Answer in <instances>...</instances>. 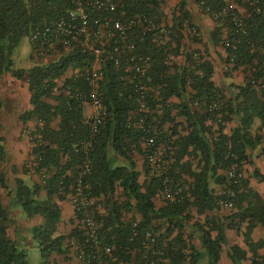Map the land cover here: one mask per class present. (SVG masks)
Segmentation results:
<instances>
[{
  "label": "trees",
  "instance_id": "16d2710c",
  "mask_svg": "<svg viewBox=\"0 0 264 264\" xmlns=\"http://www.w3.org/2000/svg\"><path fill=\"white\" fill-rule=\"evenodd\" d=\"M196 1L222 23L212 33L213 42L224 45L227 62L232 61L234 69L245 67L244 81L234 85L229 90L230 95H226L213 80L214 66L204 60L199 51L185 53V64L175 65L173 71L166 64L169 54L181 53L185 30L194 32V40L199 41L196 33L199 30H194L192 16L183 2L180 13L173 15L171 42L167 46L155 43L149 35L136 33L131 37L137 51L151 57V86L155 90L160 87L147 96L144 111H140L134 84L128 78L126 59L120 66L110 60L103 62L99 109L102 123L94 132L91 119L84 114L83 101L75 96L77 90L89 89L88 82L74 75L66 79L62 88L58 87L59 80L70 69L92 66L94 55L91 52L78 46L49 63L30 69L13 68V51L22 38L31 35L35 27L61 17L71 8V0H0V77L12 72L17 78L28 79L32 108L21 115V120L27 122L36 118L43 124L34 132L40 137L34 138L32 151L34 170L41 182L29 186L23 179H16L11 195L28 217L40 215L44 219L31 229L33 239L41 248L42 264H52L53 253H66V240L78 238L85 243L80 231L58 233L62 219L58 201L72 193L85 159L79 146L86 140L93 141V148L89 155L91 171L85 183L97 201L94 208L104 222L106 237L115 247L112 256L115 260L104 256L101 264H148L150 253L142 242L146 232L155 227V220H161L162 227H166L158 237V245L164 252L161 264H199L204 254L208 256V264H217L220 260L222 246L227 241L225 223L208 217L204 223L195 222L202 251L188 246L179 234L185 222L191 219L194 208L201 216L220 207L219 201L224 196L215 194L212 186L225 188L227 177L220 172L233 165L242 169L249 162V151L264 141V0H260V10L244 3L249 10L244 20L246 33L238 32L225 15L227 0ZM123 8L128 15L146 14L157 23L165 19L161 0H124ZM224 28L226 38H223ZM195 52L199 53L198 59L194 57ZM67 90L69 94L65 93ZM174 97L180 99V103L173 102ZM212 103H217L218 108L210 110ZM234 116L238 125L230 134L226 133L225 123ZM178 118L187 124V134L178 132L181 125ZM57 119H60L59 126L54 128L53 122ZM141 119L144 121L140 122ZM257 121L260 126L255 129ZM210 122L216 123L218 128L214 130ZM167 124L171 126L172 135H178L175 140L168 135ZM153 135L156 146L171 140L173 149L166 174L184 187L181 197L166 201L160 208L154 198L161 192L164 177L153 171L147 159L148 151L144 149L146 139ZM135 152L142 153L147 160L143 168L147 177L143 182ZM119 189L122 192L117 197ZM234 189L237 209L234 216L238 221L229 226L239 228L242 222L249 221L244 232L245 242L257 256L264 247V240L253 241L252 232L259 222L264 225V199L248 186L246 179ZM127 213L132 217L127 218ZM10 223L9 210L0 196V264H29L26 252L9 234ZM176 230L179 234L169 241ZM214 230L217 231L215 237ZM228 254L235 264H243L248 258L247 251L239 245L230 247ZM92 264H99L98 260Z\"/></svg>",
  "mask_w": 264,
  "mask_h": 264
},
{
  "label": "built area",
  "instance_id": "2783aa9c",
  "mask_svg": "<svg viewBox=\"0 0 264 264\" xmlns=\"http://www.w3.org/2000/svg\"><path fill=\"white\" fill-rule=\"evenodd\" d=\"M246 4L260 10V0H244ZM72 6L57 20L35 27L31 32V41L34 47V55L39 60L60 57L62 53L69 52L75 47H83L94 55L92 66L77 70L74 75L83 77L89 84L88 90H77L75 96L83 103L91 104L98 111L91 117L92 129L98 131L102 119L99 115L101 107V83L104 78L103 62L110 60L116 66H120L126 59V72L128 78L134 84L138 96L140 111L147 107V96L155 90L150 84L149 71L152 60L149 55L137 51V44L132 40V35L140 33L149 35L159 45H168L171 42L172 29L165 23H157L146 14L128 15L123 8L124 0H71ZM204 4V2H202ZM234 28L240 33H246L245 18L239 14L230 2L224 8ZM218 17V15H216ZM196 31V29L194 28ZM194 57L199 58L195 52ZM166 64L175 66L172 55L166 58ZM233 65L228 62L225 69ZM69 94V90L66 91ZM197 104V103H196ZM218 108L217 103H212L210 110ZM144 120L141 119L140 122ZM35 131L31 132L30 140L40 137ZM34 145V144H33ZM148 155L147 159L152 166L158 168V174L162 175L163 187L160 195L166 201H174L182 196L184 187L179 181L166 174L167 159L172 152L171 140L156 146V136H150L144 143ZM93 141L86 140L80 143L79 149L84 153L85 159L81 171L76 178L70 194L71 203L78 225L80 236L85 241L73 238L70 242L80 256V264H92L98 260L102 263L104 256L115 260L113 256L114 245L106 237L104 222L95 212V197L85 183V177L91 171L90 151ZM34 165V164H33ZM227 184L223 189L219 204L224 208H234L235 189L240 187L245 179V173L235 165L227 170ZM136 225V223H135ZM159 234L154 228H150L142 242L149 251L148 264H161L163 262V250L158 245ZM87 244V245H86ZM89 247V248H87ZM260 263L262 261L260 260Z\"/></svg>",
  "mask_w": 264,
  "mask_h": 264
},
{
  "label": "crops",
  "instance_id": "0c3cea01",
  "mask_svg": "<svg viewBox=\"0 0 264 264\" xmlns=\"http://www.w3.org/2000/svg\"><path fill=\"white\" fill-rule=\"evenodd\" d=\"M227 1L232 3L236 11L244 18L249 16V10L244 5V0ZM185 9L192 16V22H197L200 26L199 30L201 37L198 38L199 41H193V44H191L189 41L187 43L185 40L184 31L181 53L178 56H174L175 59H173V62L175 65H183L186 62L185 53L191 51V48L193 51L199 50V52L204 55V60L210 61L214 66V82L224 91L226 95L229 96V90L234 85L240 84L244 81L245 67L235 69L234 75H223L221 71V64L222 61H227V51L222 43L215 44L212 39L213 31H215V28H217L219 25H222V23H218V21H216L209 12L204 10L202 6H200V8L195 7L194 10L185 6ZM180 10L181 8L176 12L180 13ZM169 23L170 26L173 25V17ZM224 32L223 38H226V28H224ZM171 70L173 71L174 68L171 67ZM72 76L74 75L67 76L66 74L62 78L64 80L62 81V84L60 83L62 79L59 80L58 87L62 88L66 79L71 78ZM57 92L59 93L60 90ZM65 93L67 94V92ZM48 101L52 104L56 103V101L53 99H48ZM172 101L175 103H180V99L176 97L172 98ZM31 108V92L29 90L28 79L26 77L17 78L12 72H5L0 77V196L3 204L8 208L11 217L9 234L13 239L17 240L19 244H22L24 241L31 242L33 239L31 229L44 222L43 217L40 215H36L31 218L23 217L20 221H17L15 217L20 213H18L19 210L15 209L16 204L14 203L13 197L11 196L12 191H14L16 188V179H23L29 186L41 182V177L35 172L33 166L32 151L34 145L30 140V134L37 129L38 125L43 124L38 123L36 118L28 120L27 122H23L21 120V115ZM97 111L98 110L91 104L84 103V114L87 119H91V117L94 116ZM176 112L177 110H175L174 114H176ZM178 121L181 122V125L178 127V132L181 134H187V124L185 121H183L182 118H178ZM59 122L60 119H57L55 122H53V127L58 128ZM210 123L212 124L214 130L218 128L216 123ZM237 125L238 121L234 116L231 121L225 123V132L230 134L232 130L237 127ZM259 126L260 122L257 121L255 129H258ZM166 130L172 140H175L178 137L176 134L172 135L173 131L171 130L170 124L166 125ZM138 153L139 155H143L140 152H135L134 156ZM135 159L137 160L138 158L135 157ZM146 161L147 160L145 159L143 166H141L140 161L137 160L138 169L142 171V175L145 176V179L147 175L144 173L143 168ZM242 170L245 173V179L248 182V186L258 192L264 199V141L255 149L249 151V162L243 166ZM220 173L226 176L227 170H222ZM212 186L215 189V194L221 196L224 188L220 185L213 184ZM119 191L122 192V190L119 189L117 193ZM154 202L158 208L166 205L167 203L160 194L154 198ZM58 203L62 210V219L58 223V233L70 234L74 230L79 231L80 226L78 225L75 217L70 194L64 196V198L59 200ZM98 208L101 213H104V210L101 209V207ZM235 213H237V209L235 207L229 209L220 205L218 209L199 216L196 212V209L194 208L191 213V219L185 222L186 225L181 230L180 234L176 230L168 238V240L173 241L174 237L179 234V236H181V238L187 242L188 246H194L196 250L202 251V246L199 239V231L195 227V222L200 221L201 223H204L206 217L210 219L214 218L218 221V223H225V235L227 240L222 246L221 258L217 264H235L228 254L229 248L234 245H239L241 248L247 251L248 258L243 262V264H264V247L260 248L258 255L255 256L245 242L244 232L247 229L249 221L242 222L239 225V228L229 226L230 223L234 224L238 221V219L234 216ZM162 223L163 222L161 220H155L156 225L153 227L159 235L166 229L165 226L162 227ZM206 228H208L207 225ZM212 234L215 237L217 235V231L214 230ZM252 239L255 242L264 240V225L262 223L259 222L254 228L252 232ZM71 240H66L65 242L67 246L66 253H53L51 255L50 260L52 264H80V256L76 248L71 245ZM204 256L207 257L208 263V256L205 254ZM260 260L262 263H260Z\"/></svg>",
  "mask_w": 264,
  "mask_h": 264
},
{
  "label": "rangeland",
  "instance_id": "374dc122",
  "mask_svg": "<svg viewBox=\"0 0 264 264\" xmlns=\"http://www.w3.org/2000/svg\"><path fill=\"white\" fill-rule=\"evenodd\" d=\"M162 1V8L164 10V14H165V19H164V22L166 25H169L170 26V21L172 20V17H173V13L176 12V11H179V9L181 8V5L183 2H185V6L186 7H189L190 9L194 10L195 7L196 8H200L199 6V3L196 1V0H161ZM194 25H195V29H200V26L198 25V23L194 22ZM216 30V28H215ZM198 33V38L201 37L200 36V30L199 32H196ZM194 32H190L189 29L185 30V40L186 42L188 43L191 42V44H193L195 41L194 40ZM191 51L192 48H191ZM199 51V50H198ZM201 53V52H200ZM58 59V57L56 58H50V59H45V60H39L35 55H34V47H33V43L31 41V37L30 35L29 36H25L24 38H22V40L19 42V44L17 45V47L14 49L13 51V55H12V61H13V67L14 69H30V68H33L39 64H44V63H49L51 61H54ZM172 59H175L174 58V55H172ZM227 61H222V64H221V71H222V74L225 75V76H228V75H234V67L231 66L228 70L225 69V66L227 65ZM78 70V69H77ZM77 70H74V69H70L68 72H67V76H70V75H74L75 72ZM62 81H64L63 79L61 80V84H62ZM135 157H137L138 161H140V165L143 166V162L144 160L146 159L143 155H139V153L137 155H135ZM167 162H168V159H167ZM151 168L153 169V171L157 172L158 171V168L155 167V166H152L150 164ZM145 179V176L142 175L140 177V180L141 181H144ZM120 191L117 193V197L120 196ZM97 202V201H96ZM96 202H95V205H96ZM99 204H97V207ZM15 209L16 210H19L18 213L20 214H17V216L15 217L17 219V221H20L23 217H28L26 212L24 211V209L22 208L21 205H15ZM127 218H131L132 217V214L131 213H128L126 214ZM20 248H22L27 256H28V262L29 264H42L43 262V258H42V254H41V248L39 247L38 243L32 239L31 242L29 241H24L22 244H19ZM199 264H208L207 263V257H203L201 258Z\"/></svg>",
  "mask_w": 264,
  "mask_h": 264
}]
</instances>
